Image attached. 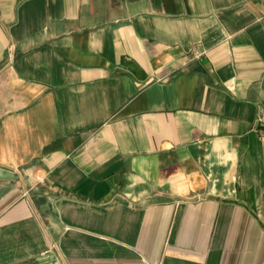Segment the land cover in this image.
<instances>
[{"label":"crops","instance_id":"crops-1","mask_svg":"<svg viewBox=\"0 0 264 264\" xmlns=\"http://www.w3.org/2000/svg\"><path fill=\"white\" fill-rule=\"evenodd\" d=\"M0 264H264V0H0Z\"/></svg>","mask_w":264,"mask_h":264},{"label":"water","instance_id":"water-1","mask_svg":"<svg viewBox=\"0 0 264 264\" xmlns=\"http://www.w3.org/2000/svg\"><path fill=\"white\" fill-rule=\"evenodd\" d=\"M14 174L8 170L0 168V178H12Z\"/></svg>","mask_w":264,"mask_h":264}]
</instances>
